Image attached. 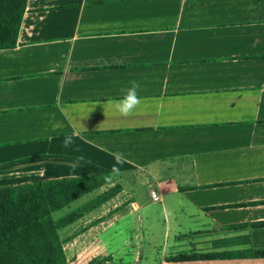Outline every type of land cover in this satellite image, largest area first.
Instances as JSON below:
<instances>
[{
	"label": "crops",
	"instance_id": "1",
	"mask_svg": "<svg viewBox=\"0 0 264 264\" xmlns=\"http://www.w3.org/2000/svg\"><path fill=\"white\" fill-rule=\"evenodd\" d=\"M105 172L88 201L121 191L64 229L99 260L264 264V0H27L0 50V188Z\"/></svg>",
	"mask_w": 264,
	"mask_h": 264
},
{
	"label": "trees",
	"instance_id": "2",
	"mask_svg": "<svg viewBox=\"0 0 264 264\" xmlns=\"http://www.w3.org/2000/svg\"><path fill=\"white\" fill-rule=\"evenodd\" d=\"M27 0H0V50L17 45ZM108 173L0 188V264H67L60 232L112 199L121 186L59 219L54 214L109 184ZM264 256V251H259ZM184 256L181 259H187ZM94 264H109L102 259Z\"/></svg>",
	"mask_w": 264,
	"mask_h": 264
},
{
	"label": "rangeland",
	"instance_id": "3",
	"mask_svg": "<svg viewBox=\"0 0 264 264\" xmlns=\"http://www.w3.org/2000/svg\"><path fill=\"white\" fill-rule=\"evenodd\" d=\"M104 187H108V186L105 185ZM107 191H105V192H107ZM88 197L89 196H85L82 199H78L77 201L70 204L69 207H66V208L56 212L54 214L55 219L61 218L62 216L66 215L69 211H71V210L73 211L74 209H77V208L83 206L85 203H88V202H90L96 198L95 197L92 200L88 201ZM102 205H100L99 207H101ZM99 207H97L93 211H95V210L98 211ZM93 211H91V212H93ZM91 212H89L85 215H88ZM75 229L76 228H72L71 231H65L63 229L60 232L61 239L64 241V251L66 254L67 264H94V263L98 262L100 257L97 255L95 249H92L91 246H89V247L85 246L86 245L85 240L90 241V237L87 236L85 238V240L83 239V240H78V241L75 240L74 241V238L76 237L75 236L76 235ZM100 260H102V259H100Z\"/></svg>",
	"mask_w": 264,
	"mask_h": 264
},
{
	"label": "clouds",
	"instance_id": "4",
	"mask_svg": "<svg viewBox=\"0 0 264 264\" xmlns=\"http://www.w3.org/2000/svg\"><path fill=\"white\" fill-rule=\"evenodd\" d=\"M131 86L127 89H123L124 95L122 98L117 99L113 102V106L120 115L127 117L133 114L136 108L140 105L141 100L138 96L139 84L136 81H131ZM72 143L70 137L65 138L64 146L69 147ZM115 158L117 162H123V157L121 153H115ZM115 171H118L116 169Z\"/></svg>",
	"mask_w": 264,
	"mask_h": 264
},
{
	"label": "built area",
	"instance_id": "5",
	"mask_svg": "<svg viewBox=\"0 0 264 264\" xmlns=\"http://www.w3.org/2000/svg\"><path fill=\"white\" fill-rule=\"evenodd\" d=\"M151 196L153 198L154 201H161V198L159 195H157V193L155 191L151 192Z\"/></svg>",
	"mask_w": 264,
	"mask_h": 264
}]
</instances>
